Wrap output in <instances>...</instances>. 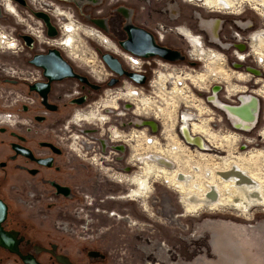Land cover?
<instances>
[{
	"label": "rangeland",
	"instance_id": "374dc122",
	"mask_svg": "<svg viewBox=\"0 0 264 264\" xmlns=\"http://www.w3.org/2000/svg\"><path fill=\"white\" fill-rule=\"evenodd\" d=\"M49 1L57 3V5L61 7V10L69 11L76 24L80 22L82 25L87 26L95 24L96 19H103L105 23L103 24L102 31L117 44L128 37V32L126 30V24L128 22L126 20V15L119 10L121 7H125L130 11V23L133 26L146 28V30L148 29L157 40L156 34L151 29L155 27L157 22L174 25L185 21L195 34L203 35V39L208 46L218 48L217 45L210 42L213 40L214 33L212 31L207 32L199 29L201 25L199 19L196 17V13L198 12H200L204 18H213L219 23H225V25L229 23L237 24L239 21L246 23L245 33L252 30L264 29V13H262V7L258 5L261 4L259 0L256 1L257 5H255L252 0H234V7L231 9L232 12H224L223 10L209 11L208 8L196 4H189L183 0H99L100 3L98 5L84 4L82 7L78 6V3L72 0ZM262 3L264 2L262 1ZM17 8L20 11L23 21H19L17 17L3 10V16L0 18V26L5 31H11L15 33V35L18 34L16 36L20 38L25 34L24 31H27L28 28L25 22L30 21L32 18L33 23H41L42 27L45 26V30L48 32V26L44 20L31 12L34 9L39 11V8L34 7L29 2H27V6L18 5ZM51 21L52 23L55 22L58 29L67 23L64 18L54 15ZM32 27L36 26L33 24ZM37 30H41V27H37ZM215 30L216 27L214 28V32ZM223 32L224 30H221L220 34H223ZM63 34L64 33H61L60 35V31L58 33L56 32L55 36L59 35V38L56 39V43L53 46L60 47L64 53L62 50L57 49L63 53L64 57L71 64L75 65V62L79 66L77 67L79 73L86 75L85 69L90 66L97 71L103 68L104 62L100 55L101 52H104L105 47L99 41L82 35V38L85 40V46L82 51H78L76 56H74L63 49L62 45H59ZM47 36L49 35L47 34ZM82 38L79 37L81 44L75 43L77 46L83 45L84 40ZM19 40H21V38ZM160 43L174 50L179 49L182 53L187 47L186 42L182 38L172 33H169L166 40ZM27 44L29 46L31 45L30 43ZM53 48L54 47H50L45 43H35L33 48H27L26 55L22 54L23 52L16 54L0 50V64H8L14 68L17 67V64L22 69L33 70L35 68L25 65L24 59H30L31 55L36 51H39L40 54L43 50ZM250 49L253 57L254 55L261 56L262 53L264 58V42H261L256 50L254 47ZM226 64L228 63H225V65ZM254 66L260 70L262 76H253L251 78L252 82H249L250 84L244 83L241 80H233L228 84V81L225 82L222 80L215 83L212 82V73L219 72V74L223 76V72L226 73V71L223 70V67H219L214 62L207 63V70L203 72V78L206 82V85H204L206 89H203L201 92L203 98L210 92V82L220 86L218 93L221 100L223 99L222 95H227L228 92L233 95L246 94L251 89L256 92L260 89L263 92H259L258 95L261 106L258 121L255 128L250 130V132L230 130L231 128L228 126L229 123L225 118V114L221 110L215 108L214 110L217 111L216 113L223 116L222 122L219 124L220 131H217L216 129L218 128L214 127L212 124V122H217L219 118L216 116L217 114H205V111V113L200 116L201 122L196 121V123L203 125L205 131L197 133V135L205 139L209 146L213 147L216 145L217 148L213 149V151H201V153H205L208 159L199 161L202 167L208 166L211 171L216 172L218 169L224 167L225 163L223 162V158H228L226 160L228 161L227 163L242 165L250 174L253 173V176L256 175L258 179L260 178L263 185L262 188H264V141L257 146L254 143L246 144L247 139L256 136L257 130L261 127L264 128V119H262L264 112V61L262 63H257L256 61ZM196 71L199 72L201 70L196 68ZM9 74L10 72H5L3 68L0 67V79L6 78ZM73 79L75 78H65L53 83L49 93L51 102H54L56 99L57 91L62 94L66 92V88L73 85ZM91 79L95 82L94 79L96 80V77L92 76ZM253 80H256L257 83L254 84ZM146 81L144 83H146ZM61 84H63V90H60ZM245 85L247 86V90L242 93L240 90L243 89L242 86ZM0 89H3L2 85ZM18 89L20 90L18 91ZM22 90L25 91V93L26 91L28 92V88H26L24 83L20 84L17 90L12 89L15 94L10 93L8 95V99L11 101L16 99L11 108L15 113H18L15 125L0 124V128H19L22 133L26 134L28 143L34 149L37 147V141H39V152L37 149H35V151L37 150L39 158L41 159L51 156V152L46 146H51L52 144L59 147L61 153L55 157V162L52 167L45 168L39 165V203L36 202L37 200L35 198L31 199L35 204L34 207H39V210H26L25 205L16 202H14V204L23 215H26L27 219L39 225V241L57 244L62 253L70 255L77 263L214 264L218 262L219 256H217L218 253L212 247V241L217 237L218 229L224 228L221 227L224 223H233L236 226L251 224L254 227L264 224V206L260 205L254 206L247 212L236 211L224 206H218L214 209L200 208L201 210L197 209L195 211L186 212V207L181 202V193L179 190L174 185L164 182L163 178H157V180L153 176L148 179L151 191L149 192V196L146 197L151 207V214L150 212L144 211L139 200L132 201L128 200L127 197H122V200H115V198L124 195L127 190H129V186L123 182H117L106 173V170L110 171V174L113 176L118 174L129 175L141 173L144 171V164L141 156L149 160L150 156L153 154H162V156L168 157L170 159V165H173L171 167L173 169L177 168L176 164L178 163L186 165V158H197L193 152L188 153V151L183 149L177 152L178 155L166 150L169 149L171 145L178 144L181 145L182 148L180 139L176 137L178 131L164 130L165 128L172 127L176 121V104L178 101L174 94L168 95L166 93L165 96L161 95L163 100H159L161 104H158V106L164 108L166 105L168 108L166 111L168 116L166 124L158 117V130H143V127H140L138 130L134 131V134L139 136L138 138H140V132H145L147 136H156L157 144H155V146L146 147L145 143L140 144V139L136 140L134 137H132V140H126L124 143L121 142L124 145L122 153L124 159L121 164L111 165L108 163L106 160V157H110L108 147L106 149L107 151L102 150L103 153L100 150L98 139H105L107 137L108 132L105 130L106 126L103 128L104 130H101L102 124L98 121L95 122V125L88 124L87 127L84 126V128L95 129L91 134L88 133V136L84 137L88 138L89 135H91V137L88 138L92 144L90 149L92 150V154L87 157L89 162L94 161L92 157L96 159V162L98 160H101V163L104 161L101 165V169H98L97 165H91L88 162L84 163L82 159L74 154L69 146V137L74 132L81 130L71 124L68 125V127L65 126L66 121L72 114L73 108L69 106L64 107L63 105L58 112L49 108H44L41 106L40 98L42 96L39 94V107L35 101V103L32 102L29 104L26 112L22 110L18 111L17 109L21 108L25 97H28L30 101L36 98L35 94H33L30 89L29 91H31V93L29 92L26 94L23 93ZM143 92L146 96L150 94L147 89ZM99 95H102L101 98H104V94L100 92V94L94 95V99L100 101L101 98L99 99ZM231 98H233V96ZM0 100L3 101L4 98H0ZM187 105H190V103L187 102ZM191 109L193 108L191 107ZM211 111L213 112V110ZM42 113L44 115H41ZM38 114L39 122L35 120V115ZM138 118L151 119L152 114L143 117L138 116ZM208 127L214 128L210 130L211 128ZM27 128H30L31 131H26ZM124 128L125 132L131 131L128 125ZM7 131L16 130L11 129ZM9 139L10 137L7 133H0V143H5ZM115 143L120 142L111 143L109 141V144ZM242 144H246V146L242 147ZM227 145L229 147H227ZM3 148L5 149V146L0 148V150ZM132 155L133 159H131ZM174 156H176V158H174ZM103 157H105V159ZM179 160H181V162H179ZM241 162H243L244 165ZM189 164L191 165L192 163L189 161ZM182 170H188L187 166H184ZM14 175L12 176L13 180H16L20 185L24 183L23 178L19 179V176ZM16 177L18 178L16 179ZM26 179L38 185L37 181L34 180V176L28 175ZM202 179L203 178L200 179V177L198 179L197 177V181L202 182L203 185L206 186L208 184L206 183L208 182L206 180L207 178ZM48 180L56 181L61 186L70 188L72 196L55 194L57 192L51 184L47 183ZM205 189H207V187H205ZM87 196L91 197L88 198ZM79 211L80 213L77 214L76 212ZM85 213L88 215V219L84 217ZM111 213L126 214L125 216L132 218L134 222L138 223V226L129 227L125 222L110 217L109 215H112ZM181 214L186 215L177 216ZM125 220L129 221L128 219ZM63 221L69 222L72 229L67 231L62 230L60 226ZM141 223H148L150 226L142 227L140 226ZM228 226L230 227V225ZM139 227L142 228V230H138L137 228ZM240 233L242 237L249 240L248 244L250 245L252 253L251 259L253 260L251 264H264V229L259 233H254L252 231ZM256 261L260 262L257 263Z\"/></svg>",
	"mask_w": 264,
	"mask_h": 264
},
{
	"label": "built area",
	"instance_id": "2783aa9c",
	"mask_svg": "<svg viewBox=\"0 0 264 264\" xmlns=\"http://www.w3.org/2000/svg\"><path fill=\"white\" fill-rule=\"evenodd\" d=\"M252 1L255 5H257V0ZM260 1L262 5H258L262 7V13H264V4L262 3V1L264 0ZM214 21L217 22L215 30V32L217 33H215L213 36V42H210L214 45H217L218 48L208 46L203 39V35L198 34V38L201 41V43H199L200 49H202V47L207 49L208 53H210L212 56L210 59L219 67H223V70L226 71V73L223 72V76H221L219 72L212 73V82L215 83L222 80L225 82L228 81V84H230V82H232L233 80H241L244 83H249L252 82L251 78L253 76H262L260 70H258V68L254 65L256 61L257 63H262L264 61L263 54L260 52L261 56L254 55L253 57L250 48L253 47L251 46L252 42H257L256 40L253 41L251 38V36L255 33H258V38H260L259 41L264 42V29L252 30L245 33L246 23H242L239 21L237 24L229 23L228 25H225V23H219L215 19ZM221 30H224L223 34H220ZM157 41L162 42L161 40ZM115 44L117 43L115 42ZM117 46V52H110L118 58L123 69L127 72L145 76V81L147 80L146 83H137L127 75H118L114 71L110 70L104 63L102 68L103 70L100 68V73L102 75L101 81H97L94 79L95 82H93L91 79L92 76L87 71L88 68H86V77L89 80L90 84L82 82L76 78V80H74L73 82V85L65 89L66 92L60 94V92L57 91L56 99L54 100V102H52L55 107L59 106L61 108V106L64 105V107L69 106L70 108H73L72 114H74L76 110L92 108L93 106H97L102 101H109L114 98L116 103L115 108L105 106L101 110L105 115V118L101 123V130H104L103 128L106 126L105 130H107L108 135L105 139H98V142L100 141L99 144L100 146H102L103 151H107V147L109 149L110 157H106V160L109 164L122 163L124 159V156L122 155L124 145L122 143H124L126 140H132V137H134L136 140L140 139V144L145 143L146 147L155 146V144H157L156 136H147L146 133L143 134L142 132H140V138H138L139 136L137 134H134V131L138 130V128L140 127H143V130H158V117H160L166 124V119L168 118L166 111L168 108L166 105L164 106V108L158 106V104H161V101L159 100H163V97H161V95L165 96L166 93L168 95L174 94L178 102L176 104V121L174 122L172 127L165 128L164 130H177L178 133L176 134V137L180 139L182 149L184 148V150L188 151V153L193 152V154L195 155L196 152H198L199 154L201 153V151H213V149L217 148L216 145H214L213 147L209 146L207 142V146L197 147L191 141L185 138V132L189 133L188 129L192 128V124L196 123V121L201 122L200 116H202L205 111V114H217L216 116L219 117L217 119V122H212L213 126L218 128L216 129L217 131H220L219 124L220 122H222L221 120L223 119V116L216 113L217 111L214 110V108L221 110L225 114V118L229 123L228 126L231 128L230 130L250 132V130H253L255 128L261 108L258 95L259 92L263 91L259 89V91L256 92L251 89L250 91H248V93L240 95H233L232 93L228 92L227 95H222L223 99L221 100L218 93L220 86L210 82V92L206 95L205 98H203L201 92L203 91V89H206V87L204 86L206 85V82L203 78V72H206L207 70V58L203 57V54L199 55L198 52L196 53V57L192 58L189 51L191 47H189L188 45L181 55L182 58L175 61L166 60L159 56H139L123 49L119 44H117ZM225 63L228 64L225 65ZM196 68L200 69L201 71H196ZM37 73V69H27L24 71L16 72V74L14 75H16L17 77H21L22 79H25L29 84H32L34 81V77H37ZM224 76H226L227 79ZM113 78L116 79V83L113 85H108V82ZM42 80V73L39 69V81ZM253 83L255 84L257 83V81L253 80ZM62 85L63 84H61L60 90L64 89ZM93 85L97 86V88L98 85H102V88L98 91ZM242 87L243 89H241L240 91L242 93L246 92L247 86L245 85ZM146 89L150 93L148 96L144 95L143 92ZM129 91L131 92V95L128 93ZM100 92L101 94H104V98H101L102 95H99V99L101 98V100L98 101L94 99V95L98 93L100 94ZM121 95H130L131 99H121ZM214 96L216 97V99H219L225 105H227L226 107L232 108L233 112L228 111L226 107L224 108L222 106L216 105L212 101V98ZM232 96L233 98H231ZM79 98L82 99V103L76 102V99ZM141 98L145 99L144 104L141 101ZM24 99L27 106H29V104L33 102V100L30 101L28 97H25ZM41 99L43 98L41 97ZM14 101H16V99L8 102L4 101L2 105L4 107V110H0V124L10 126L15 125L18 113L9 110L13 107ZM187 102H189L190 105H187ZM139 105L141 106V109H139V112L137 113L135 112V110ZM191 107L193 109H191ZM241 109H246L249 112L250 116L248 119H242L239 117L238 111ZM211 110H213V112ZM151 114V119L138 118V116L143 117L145 115ZM41 115L44 114L42 113ZM10 117L14 119L13 125L10 124L9 121H6ZM235 118L241 119V124L234 123ZM262 119H264V112L262 115ZM189 124H191V126H189ZM127 125L130 126V132H125L124 127H126ZM214 127L208 128H211L210 130H212ZM262 129L263 127L257 130L255 137L247 139L246 144L254 143L257 146L262 143L264 141V132L262 133V131L264 130ZM118 134H120L121 136L115 137V135ZM90 137L91 135H89V138ZM145 137L147 138L145 139ZM113 139L119 140L114 141ZM109 141L111 143H120L109 144ZM246 144H242L241 146L245 147ZM180 147L181 145L179 144L171 145L169 149L171 151H179ZM227 147L229 146L227 145ZM160 162L170 164V160L167 158L163 159Z\"/></svg>",
	"mask_w": 264,
	"mask_h": 264
},
{
	"label": "flooded vegetation",
	"instance_id": "af4514ba",
	"mask_svg": "<svg viewBox=\"0 0 264 264\" xmlns=\"http://www.w3.org/2000/svg\"><path fill=\"white\" fill-rule=\"evenodd\" d=\"M72 1L77 2L78 6H81V7L84 6V4L94 5L92 3L94 0H72ZM27 2L28 0H25V5L23 4H20V5L27 6ZM14 3L16 5H19L18 4L19 2L17 3V1L15 0H12V2L9 0H5L2 3L3 9L6 13H9L12 16L17 17L19 21H23L20 11L17 8L18 6H16ZM119 10L122 11L126 15L127 21L128 19L131 20L130 11H128L125 7H121ZM51 15H54V14L52 13ZM56 17H59V16H56ZM62 18H64L65 21H67V23L61 26L62 28L59 27L58 29V26L55 24V22L52 24L54 25L57 33L59 31H60V35L61 33H64L59 45H62L63 49L67 50L69 54L76 56L78 51H82V49L85 46V40L82 38V35L88 38H93L99 41L105 47V49L114 51V48L116 47L115 44L111 40L107 39V36L104 35L105 33L102 31V29L98 28L95 24H90L87 26L82 25L80 22L76 24V22L73 21V17L70 13H68V16L63 14ZM50 20H51V17H50ZM204 25L206 26V24ZM210 29L214 30L213 27H211ZM66 32L69 33L67 35L68 36L67 38L65 36ZM180 34H186L185 36L188 38V40L192 42V45H191L192 48H191L190 53L192 56L196 55V53L199 50V47H198L197 41L195 40L194 35L191 32L189 33L187 30H184V29L181 31ZM58 36L59 35L55 37H58ZM79 37L84 40V43L83 45L77 46V44H81ZM20 38L21 40L19 41L23 44V47L19 49L16 52V54L23 52L22 54L26 55L27 48H29V45H27V42L24 41V36ZM155 40L157 39L155 38ZM30 44H31L30 47L33 48V45L35 44L34 40L31 41ZM53 47L58 48L59 50H62L58 46H53ZM49 50L50 49L43 50L41 51L42 53L40 54H46L48 53ZM62 52L64 53L63 50ZM63 53L60 52L61 56L65 58ZM182 54L183 53L180 52V55ZM201 54L202 53L200 52V55ZM36 55H39V51L34 52V54L31 55L30 59L28 60H26V58L24 59L26 66L29 65L30 67L35 68L38 71L36 75L37 77H34V81L32 84L47 81V79L45 78L43 74V69L29 63V61ZM74 64L75 65L71 64L74 72H77L81 76H86L85 74L79 73V70L77 69V67L79 66L75 62ZM2 65L3 64L1 63L0 64L1 68H2ZM16 66L17 67L13 70V72L12 73L10 72V74L6 78L0 79V86L1 85L3 86V89L2 90L0 89V98H4L3 101L0 100V110H4V107L2 106L4 101L10 100L8 99V95L10 93L15 94L12 91V89L17 90V87L20 84L24 83L26 88H28V92L26 91V93H29V92L31 93V91H29V86L32 84H29L25 79H22L21 77H17L16 75H14L16 72L24 71L27 69H22L17 64ZM39 69L41 70V73H42V78H43L42 81H39ZM73 80H76V78ZM58 81H61V80L52 81L50 83V89L47 94L46 101L40 98L41 106H43L44 108H49L47 107V105L55 107V105H53L50 100L49 93L51 91L53 83L58 82ZM101 88H102V85H98V88L96 89L99 91ZM19 90L20 89H18V91ZM23 93H25V91H23ZM32 93L35 94L36 96L35 100H33V103H35L36 101L39 107V89L37 91H32ZM128 93L131 95L130 91ZM125 96H128V95H125ZM125 96L121 95V98ZM114 102L115 100L114 98H112L110 100V103L113 104ZM99 106H105V105L101 104ZM113 106H115V103L113 104ZM28 107L29 106H27L26 101L24 100L23 105H21V108L17 110L18 111L22 110L23 112H26L28 110ZM101 109L102 108L98 107L96 111L78 112L80 114L76 115L75 117L76 122L80 121V122H84L87 124L93 121L95 122L98 121L102 123L105 116L101 112ZM9 110H12V109H9ZM60 110L61 109L59 106L55 107L54 109V111L56 112ZM35 120L39 122V114L35 115ZM68 121L69 123H74L73 118H71ZM83 125L84 124L77 125V126L81 127ZM11 129L16 130L17 132L7 131ZM26 131H31V129L27 128ZM200 131L201 130H199V132ZM0 133H7L10 137V139L6 141L5 143H0V148L5 146V149L3 148L0 150L1 151L0 153V264H79L70 255L62 253L61 250L58 248L57 244H54L51 242L39 241V225L27 219L26 215H23L21 211L14 204V202L18 204H23L26 206V210L28 209H36V211L39 210V207H36V208L34 207L35 204L31 200L35 198L37 200L36 202L39 203V165L40 166L42 165V167L44 166L45 168L52 167L55 162V157L60 155L61 153L60 148L56 147L55 145L51 143L52 144L51 146H46L50 150L51 156L41 159L39 158V153H38L39 152V149H38L39 141H37L38 142L36 144L37 147H35V149L38 150L37 152V150L35 151V149L28 143V138L26 134L22 133L19 130V128H0ZM74 154L80 159H82L84 163H86L84 156L77 154V153H74ZM39 160L40 161L45 160L48 163L45 164L43 162H39ZM233 164L237 165L239 168V164L237 163H233ZM147 169L149 170L150 167H147ZM13 175L19 176V179L23 178L24 183L20 185L16 180H13V177H12ZM28 175L34 176V180L37 181L38 185H35L30 180L26 179V176ZM229 175L230 174H227V175L225 174L224 176L228 177ZM17 178L18 177H16V179ZM147 179L148 178L146 176H139V177L135 176L131 178L126 184L129 186V188L130 186H133V184H135L136 187H133V188L131 187V190H128L127 194L121 195V197L119 198L114 197L115 200L116 199L122 200L123 199L122 197L124 198L127 197L128 200H132V201L139 200L141 202L139 198L144 197L142 201L146 204L145 211L152 212L150 204L145 198L148 195L147 188L149 187L147 183L148 181H146ZM117 180H119V178ZM47 183L51 184V186L55 188V191L57 192L55 194H59V195L63 194V195L72 196L70 188L63 187L56 181H52V180H48ZM212 196H216V194H213ZM110 199H113V198H110ZM111 214L112 215H109L110 217H114L116 220H121L125 222L126 225L129 227L138 226V223L134 222V220L132 218H129V216H125L126 214H121V213H111ZM177 216H184V215L181 214ZM125 219H128L129 221H126ZM228 225H230V227ZM140 226L148 227L150 225L148 223H141ZM221 227H224V228L220 230L218 229L217 237L215 238L214 241H212V247L218 253L217 256H219L218 262L214 264H251L253 260L251 259L252 253H251L250 245L248 244L249 240L247 238L242 237L240 232L252 231L254 233H259L261 230L264 229V224L259 225L258 227L256 226L254 227L251 224L236 226L233 223H224L223 226ZM137 229L142 230V228L140 227ZM60 255L64 257L61 260L58 259V256ZM256 262L258 263L260 261H256ZM205 264H211V263H205Z\"/></svg>",
	"mask_w": 264,
	"mask_h": 264
},
{
	"label": "bare ground",
	"instance_id": "6f19581e",
	"mask_svg": "<svg viewBox=\"0 0 264 264\" xmlns=\"http://www.w3.org/2000/svg\"><path fill=\"white\" fill-rule=\"evenodd\" d=\"M4 1L5 0H0V18L3 16V10L4 9H3L2 3ZM9 1L12 2V0H9ZM183 1L187 2L189 4H196L198 6L208 8L209 11L224 10V12H232L231 9H233V7H234V0H183ZM24 2H25V0H24ZM28 2L31 5H33L34 7L39 8V12H43L48 16L49 23L55 31H56V29L50 20V17L51 18L53 17V15H51V14L53 13L56 16L62 17L63 14L68 16V13H70L69 11H66L63 9L61 10V7L59 5H57L56 3H54L53 1H49V0H28ZM92 3L94 5H97L100 3V1L94 0ZM16 6H18V5H16ZM20 6H22V5H20ZM34 10L31 11L32 14L34 12H36V10L35 11ZM196 17L200 21L201 27L199 26L200 28L199 27L198 28L201 30H205V31L209 32V31L213 30V29H210L211 27L215 28L217 26V24H216L217 22L214 21L213 18H204V16L202 17L200 12L196 13ZM95 21H96L95 25L98 28L102 29L103 24H104V20L103 19L102 20L96 19ZM127 22L128 23L126 24L127 25L126 30L128 29L130 31L133 28L132 24L130 23L131 20L128 19ZM25 23H26V27H28L27 31L26 30L24 31L25 34H23L25 42L27 41V43H28V40H26V39H30V41L34 40V42L37 44L38 43L39 44L45 43L50 47H53V45H55L56 39L59 38V36L58 37L47 36L45 26L42 27L41 23L39 24L38 22L33 23L32 18L30 19V21H28V22L26 21ZM33 24L36 27H32ZM204 24H206V26ZM37 27L38 28L41 27V30H37ZM151 29L156 34L158 40L164 41L167 38L168 34L172 33V34L177 35L178 37L182 38L186 42V44L192 48V46H191L192 42L190 40H188V38L185 36L186 34H180L181 31L184 29V30H187L189 33L191 32L194 35L195 40L198 43V47H199V43H201V41L198 38V35L195 34V32L189 27V25L185 21H183L182 23H179V24H174V25H168V24H165L162 22H157L155 27L154 28L152 27ZM28 30H30L31 32ZM212 32L214 34L217 33V32H214V30ZM68 34L69 33L66 32V35H65L66 38L68 37L67 36ZM104 35L107 36L106 34H104ZM258 36H259L258 33H255L251 36L253 41H255V40L257 41L256 43H253V42L251 43V46H253L255 50L257 49V46H260V44H261V42L259 41L260 38H258ZM34 38L36 39V41ZM107 39L111 40L115 44V42L110 37L107 36ZM115 46L116 47L114 48V51L110 50L111 52H117L118 46H117V44H115ZM22 47H23V44L19 41V39H17V36L15 35V33L11 32V31L7 32L0 26V50L1 51L16 53ZM29 48H32V47L29 46ZM191 48L189 49L190 52H191ZM176 51L179 52V50H176ZM200 52L203 54V57L207 58V63L213 62L210 59L212 56L210 53H208L207 49H205L203 47H202V49H200V47H199V50H198L199 55H200ZM190 55H191V53H190ZM191 57L195 58L196 55H193V56L191 55ZM2 68H3V71L11 72V73L15 69L13 66L8 65V64H3ZM87 71L89 72V74L91 76H95L97 81H101L102 75L100 73V70L97 71L95 68L89 67ZM226 79H227V77H226ZM125 98L131 99V97L129 95L122 97L121 99H125ZM141 101L144 104L145 99H142ZM212 101L218 106H222L224 108L227 106L222 101H220L219 99H216L215 96L212 98ZM101 104L105 105V106H110L111 108L116 107V103H115V106H113V104L110 103V100L109 101H102L97 106H93L92 108H86L84 110H76L75 113L70 115V118L68 119V120H70L74 116L73 117L74 123H69V121L67 120L66 124H65V126H67V127H68V125L71 124L72 126H76L77 128L81 129V130H78L77 132H74L69 137L70 138L69 139V146L72 149V151L74 153H77V154L84 156L86 163L88 162L91 165H97L98 169H101V165L104 161H102V163L100 162L101 160L100 161L98 160L96 162L95 161L96 159L94 157H92V160H94L95 162L94 161L89 162L87 157L90 154H92L91 153L92 150H90L92 147L91 146L92 144L88 139L89 137L88 138L84 137V136H88V133H91L93 131L92 129L84 128V126L87 127L88 124L94 125L95 121L86 124V123L80 122V121L76 122L75 117H76V114H80L78 112H81V111L92 112V111H96L98 109V107L99 108L102 107V109H103L105 106H99ZM226 108L228 111L233 112L232 108H229V107H226ZM139 109H141L140 105L137 107L135 112L138 113ZM238 115L242 119H248L250 116L249 112L246 109L239 110ZM13 120L14 119L12 117H10L6 121H9L10 124L13 125ZM241 122H242V120L239 118L234 119V123H236V124L237 123L241 124ZM75 123L77 125H81V124H84V125L79 127ZM189 126H191V124H189ZM192 126H193L192 128L188 129V131H189L188 134L191 137H188V135H186V132H185V138L187 140L191 141L197 147L207 146L205 139H203V138H201V136L197 135V133L205 131L203 129V125L193 123ZM99 127H100V125H99ZM199 130H201V131L199 132ZM262 130H264V128ZM68 131H70V130H68ZM263 132L264 131H262V133ZM143 134H145V132ZM118 136H121V135L120 134L115 135V137H118ZM146 138L147 137H145V139ZM99 140H100V138H99ZM113 140L117 141L119 139H113ZM181 149L182 148L180 147L179 150L181 151ZM100 150L103 153L102 146H100ZM166 150L168 152L171 151L170 149H166ZM183 150H184V148H183ZM171 152L175 155H178L177 154L178 151H176V150H172ZM196 153H195V157H197V158H195V159L194 158L193 159L186 158V162H187L186 165L178 163V164H176L177 168H174V169L171 168L173 165H170L169 163L160 162L165 158L169 159L168 157L162 156V154H160V156L153 154L150 156L149 160L145 159L144 156H141L143 164H144V168H143L144 171H142L141 173H135V174H129V175L118 174L115 176L110 174L111 172L108 170H106V173H108V175L111 176L113 179H115L117 182H123L125 184L128 183V181L135 176H138V177L139 176H146L148 179L151 176L155 177V179L163 178L164 182L169 183L171 185H174L179 190V192L181 193V195H180L181 196L180 197L181 202L186 207L185 208L186 212L195 211V210L200 209V208L214 209V208H217L218 206H222V207L224 206V207H227V208H230V209H233L236 211H240V212H247V211H250L254 206H257V205L258 206L259 205L264 206V188H262L263 185H262V181L260 180V178L258 179V177L256 175L253 176L252 175L253 173L250 174L247 171V169L242 165H239V168H238V166L235 164L227 163L228 161H226V160L228 158H225V159L223 158V162L225 164H224V167H222V168H225V169L221 168V169H218V171H216V172L211 171L208 168V166L202 167V165L199 161L202 159H204V160L208 159L205 156V153H199V154H198V152H196ZM247 157H245V158H247ZM103 158L105 159V157H103ZM174 158H176V156H174ZM131 159H133V155L131 156ZM241 160H243V159H241ZM172 161H174V160H172ZM189 161H190V163H192L191 165L189 164ZM253 161H251V162H253ZM179 162H181V160H179ZM241 163L243 164V162H241ZM110 164H114V163H110ZM114 165H116V164H114ZM178 166H181L182 168L178 167ZM184 166L185 167L187 166L188 170L183 171L182 169H184ZM245 166H246V164H245ZM147 167H150V169L148 170ZM225 174L226 175L230 174V175L228 177H226V176H224ZM197 177H198V179H199V177H200V179L201 178H203V179L207 178L206 180L208 182H206V183H208V184L206 186H204L202 182L197 181ZM118 178H119V180H117ZM148 179L146 181H148ZM147 183H148L149 187L147 188L148 189V191H147L148 195L147 194L146 195L148 197L149 192L151 191V186L149 185V182H147ZM131 187L132 188L136 187V185L133 184V186H130L129 190H131ZM205 187H207V189H205ZM125 194H127V192ZM213 194H216V196H212ZM87 197L90 198V196H87ZM143 198L144 197H142V200H143ZM139 199L141 200V198H139ZM142 200H141V204H142L144 211H145L146 210V204ZM80 211L76 212V213L79 214ZM151 213L152 212H150V214ZM184 215H186V214H184ZM84 217H86L88 219V215H86V213H85ZM60 228L64 231L72 229V227L70 226V223L66 222V221L61 222Z\"/></svg>",
	"mask_w": 264,
	"mask_h": 264
},
{
	"label": "water",
	"instance_id": "95a60500",
	"mask_svg": "<svg viewBox=\"0 0 264 264\" xmlns=\"http://www.w3.org/2000/svg\"><path fill=\"white\" fill-rule=\"evenodd\" d=\"M15 1L19 2L20 4H25L24 0ZM34 14L37 17H40V19L44 20V22L48 26L47 34L49 36H55L56 31L50 25L48 16L45 13L39 11L34 12ZM127 32L128 37L124 41L119 42L120 46L127 51L143 57L159 56L163 59L173 61L182 58L180 52L162 45L159 41L157 42L153 34L144 28L133 26L130 31L127 29ZM26 40H28V43H31L30 39ZM100 56L105 65L118 75H127L137 83L145 82V76L125 71L118 58L114 56L110 51L104 49V52H101ZM29 63L42 68L43 74L47 79L46 82H39L29 86V89L31 91H37L39 89V94L40 96H42L44 101H46L47 99V94L50 89V83L52 81L63 80L65 78H77L82 82L90 84L86 76H81L80 74L74 72L71 64L67 61V59L61 56L56 48L50 49L46 54H39L34 56L29 61ZM115 83L116 79L113 78L108 82V85H113ZM93 86L97 88V86ZM76 102L82 103V99H76ZM47 107H49V109L51 110L55 109V107L53 106L47 105ZM186 135H188L189 137V134L187 132ZM39 162H43L45 164L48 163L45 160H39ZM62 258H64L62 255L58 256L59 260H61Z\"/></svg>",
	"mask_w": 264,
	"mask_h": 264
}]
</instances>
